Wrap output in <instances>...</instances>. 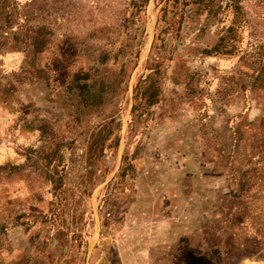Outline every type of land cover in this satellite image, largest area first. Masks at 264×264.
I'll return each mask as SVG.
<instances>
[{"label":"rangeland","instance_id":"1","mask_svg":"<svg viewBox=\"0 0 264 264\" xmlns=\"http://www.w3.org/2000/svg\"><path fill=\"white\" fill-rule=\"evenodd\" d=\"M184 2L0 0V264H264V0Z\"/></svg>","mask_w":264,"mask_h":264},{"label":"trees","instance_id":"2","mask_svg":"<svg viewBox=\"0 0 264 264\" xmlns=\"http://www.w3.org/2000/svg\"><path fill=\"white\" fill-rule=\"evenodd\" d=\"M198 0H185V4L197 2ZM148 0H144V4L139 6L144 7ZM44 42L42 40L34 42L35 49L40 52L43 49ZM120 81H123L124 71H121ZM154 74H148L144 80L141 78L137 81L134 92H133V105L131 108V118L132 122L140 121L145 118L146 114L150 108L156 104H158L161 100V88L157 82V80L153 79ZM89 75L82 71L75 73L69 83V91H77L80 97V103L85 106H96L103 103L102 93L103 86L99 89V91L94 92L92 89V85L87 82ZM149 81V83H147ZM121 122H118V130H121ZM120 136L119 134L115 137L113 146L114 149L117 150L119 147ZM123 165L121 167L119 176L122 178L127 177L128 175L133 176L135 171L134 164L132 163V159L128 156L124 155L122 158Z\"/></svg>","mask_w":264,"mask_h":264}]
</instances>
